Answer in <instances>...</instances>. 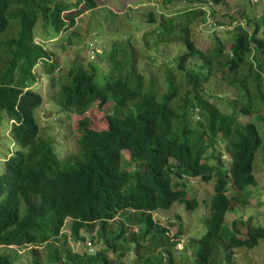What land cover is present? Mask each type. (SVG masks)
<instances>
[{"label":"trees","instance_id":"1","mask_svg":"<svg viewBox=\"0 0 264 264\" xmlns=\"http://www.w3.org/2000/svg\"><path fill=\"white\" fill-rule=\"evenodd\" d=\"M98 8L97 0H0V112L12 120L11 135L19 147L5 159L0 174V247L5 249L0 248V264H17L14 249H9L13 247H30L33 264H42L41 247L59 240L68 221L77 241H85L81 231L96 229L94 245L105 241L109 249H115L116 242L126 239L137 243L140 256L145 247L158 242L153 252L160 247L162 255L169 254L167 230L152 213L177 204L189 212L196 210L199 203L189 196V178H200L214 188L205 234L189 240L195 264H217L221 248L228 251L227 260L233 250L254 249L264 240L263 227L240 218L228 232L223 231L233 202H244L247 188L256 186L254 166L263 141L255 124H240L237 118L262 110L264 104L260 76L264 62L259 60L264 55V15L249 20L251 32L242 25L235 27L229 53L218 39L204 52L196 46L189 24L201 15L206 21L205 11L184 12L187 17L195 15L187 25L169 20L159 23L160 40L178 33L177 42L184 49L169 67L179 78L171 77L168 68L167 89L161 95L153 79L145 83L147 77L138 70V52L132 44L131 57L126 54L129 58L112 66V75L104 77L103 86L96 82L97 69L73 63L60 84L58 105L66 115L81 117L76 124L78 150L59 159L50 141L38 142L41 128L35 113L43 97L32 89L38 81L35 67L53 62L51 73L59 67L43 44L36 42L35 29L42 22L45 30L58 35L75 27L84 13ZM17 26V36H9ZM252 57L258 62L256 67L248 64ZM214 77L237 93L231 115L207 99L204 86ZM179 80L186 88L182 97ZM110 103L115 111L104 116L105 124L98 119L102 127L95 128V120L86 114ZM195 114L200 115L198 120L192 119ZM125 151L129 152L126 161ZM224 157H229L227 162ZM116 219L122 221V228L113 236ZM135 224L140 231L131 229ZM242 229L247 230L245 234ZM106 249L79 255L65 240V248L54 249L48 261L117 264L106 256ZM152 258H147L150 264ZM157 264L176 263L170 255Z\"/></svg>","mask_w":264,"mask_h":264},{"label":"rangeland","instance_id":"2","mask_svg":"<svg viewBox=\"0 0 264 264\" xmlns=\"http://www.w3.org/2000/svg\"><path fill=\"white\" fill-rule=\"evenodd\" d=\"M97 3L98 9L84 13L76 20L75 27L67 32L55 35L52 31L45 30L42 22H38L35 29L36 42L43 44L53 56V60L58 61L56 67H59L54 73L50 71L53 62L47 66L39 63L35 67L38 81L32 89L43 97V104L35 113V118L41 128L38 142L50 141L59 159H63L67 154H74L78 150L79 133L76 124L81 117L66 115L58 105L60 84L73 63H82L88 68L97 69L99 74L96 82L99 86H103L106 83L104 77L112 75V66L115 67L117 62L131 57L129 51L130 44H132L138 52V70L147 77L145 83L149 84L153 79L157 92L161 95L167 89V73L165 72L171 66L172 58L181 54L184 49L180 48L182 43L177 42L178 33H173L160 40L159 23L169 20L172 23L185 22L182 25H187V22H190L195 15L189 14L187 17L184 12L188 9L200 14L205 11L206 21L201 15L189 24L192 39L203 52L214 47L217 39L221 40L226 52L229 53L237 34L235 27L242 25L251 32L252 28L248 26L249 20L253 17L258 20L259 16L264 15V0H224L220 5H213L212 0H172L171 2L165 0H97ZM151 17L155 22H151ZM18 31L17 26L9 32V36L16 37ZM172 38L176 41L168 44ZM259 60L264 62V55H260ZM248 64L256 67L258 62L252 57L248 60ZM169 70L171 77L179 78L178 73L171 72L170 68ZM260 76L264 90V71L260 72ZM184 86L185 83L181 82L178 90L180 97L186 90ZM204 88L207 91V99L222 113L227 115L233 113V104L237 100L235 89L221 81L220 77L212 78ZM112 111L114 112L115 109L110 103L101 109L91 110L86 116L94 119L93 126L100 129L101 122L105 124L104 116L112 114ZM199 117V114H195L192 119L198 120ZM237 120L240 124H255L263 144L258 151L254 166L256 186L247 188L244 202H233L234 207L228 212L227 221L224 224V233L228 232L233 222L240 218L264 228V104L262 110L254 111L250 116L241 115ZM12 124L7 113L0 112V174L4 170L5 159L19 149L11 135ZM219 148L222 150L223 145H219ZM123 154L125 161L128 160L129 152L125 151ZM224 158L226 162L229 159V157ZM187 186L191 199H196L199 203L196 210L189 212L184 205L177 204L171 210H159L152 213L157 224L167 230L166 243L169 254L166 252L162 255L160 247L159 251L153 252L154 248L158 247V242H155L153 246L145 247L147 250L142 251L141 259V255L139 256L136 252L137 243L128 242L126 239L116 242L115 249H112L113 247L109 249L105 241L94 245L92 240L96 242V229L81 231V236L85 241H77L72 237L71 222L68 221L63 229V236L59 240L51 241L48 245L41 247L44 253L42 264H53L49 263L48 256L54 254L56 248L63 250L65 240L74 253L79 255H94L107 248L106 256L117 261V264H150L147 260L149 256L153 257V264H157L162 259L168 260L170 255L176 264H195L194 247L189 240L201 239L205 234V220L210 215L214 188L212 183H206L200 178H189ZM229 192V196H234L232 188ZM121 223L120 219H116L113 236L121 230ZM131 229L135 232L141 230L137 224L132 225ZM127 230L129 233L130 228L127 227ZM246 231L242 229L243 234ZM126 238L129 239L128 236ZM0 248L5 250L3 247ZM195 248L198 250L197 245ZM9 249H14L17 264H33L34 257L31 255L30 247ZM232 253L233 256L227 260L228 251L221 248L215 262L217 264H264V240H261L259 245L252 250L236 249Z\"/></svg>","mask_w":264,"mask_h":264}]
</instances>
